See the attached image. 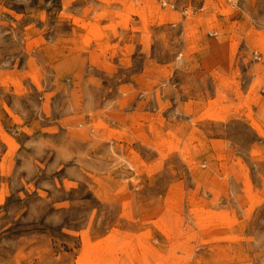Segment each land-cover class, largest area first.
<instances>
[{
    "label": "rangeland",
    "instance_id": "374dc122",
    "mask_svg": "<svg viewBox=\"0 0 264 264\" xmlns=\"http://www.w3.org/2000/svg\"><path fill=\"white\" fill-rule=\"evenodd\" d=\"M0 264H264V0H0Z\"/></svg>",
    "mask_w": 264,
    "mask_h": 264
}]
</instances>
